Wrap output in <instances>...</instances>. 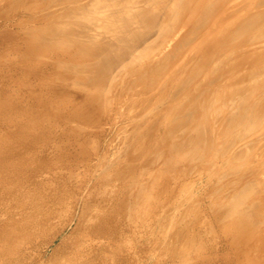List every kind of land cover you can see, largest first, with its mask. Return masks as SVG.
Listing matches in <instances>:
<instances>
[{
    "label": "rangeland",
    "instance_id": "374dc122",
    "mask_svg": "<svg viewBox=\"0 0 264 264\" xmlns=\"http://www.w3.org/2000/svg\"><path fill=\"white\" fill-rule=\"evenodd\" d=\"M133 2L0 0V264H264V115L219 134L217 152L202 161L207 147L195 149L194 134L182 133L176 115L185 99L174 91L207 61L193 90L213 93L215 113L227 91L264 81V66L240 77L257 67L251 57H264V23L254 40L223 42L234 25L264 14V0H222L199 54L170 77L156 68L169 41L146 51V66L121 65L110 77L101 70L125 54ZM110 10L113 18L87 26ZM207 41L217 45L205 59ZM96 73L109 79L94 95L80 84L92 79L98 91ZM263 95L254 99L264 103ZM231 193L246 195L244 211Z\"/></svg>",
    "mask_w": 264,
    "mask_h": 264
},
{
    "label": "bare ground",
    "instance_id": "6f19581e",
    "mask_svg": "<svg viewBox=\"0 0 264 264\" xmlns=\"http://www.w3.org/2000/svg\"><path fill=\"white\" fill-rule=\"evenodd\" d=\"M108 1H111V0H108ZM123 1L124 0H120V2H122V3H123ZM153 3L157 5L156 9L153 12H148L147 8H149V6H151V4H153ZM131 4H132V6L128 7V10H127L128 18L130 21V27L126 28L125 31L124 30L123 31H124L125 35L127 34V35L131 36L132 39L129 42L128 46L125 45L126 46L125 54H123L121 57L119 56L115 62L112 63V60L109 57L106 59V61H105L106 67H104L103 70H101V71L105 75H107V74H108V76L111 75L110 77H113V76H116L117 74H119L117 71L121 72V70H122L121 65H123V66H126L127 64L132 65V66L133 65H136V66L145 65L146 64L145 62L148 60L147 57H149V59H151L149 53H147L146 51H148V50L150 51V50H154V49L156 50V49H158V47L166 46L165 44L168 43V41L170 42V44L171 43L172 44L169 45L170 46L169 49L167 48L168 50L164 52L162 59L159 58L160 63L159 64L156 63L158 65V67H156V68L158 71H160V70H161V72L164 71V73L165 74L167 73L166 75H168L170 77L172 75V73L174 72V70L178 68V66L181 67L183 65L182 63L184 62V60L186 59L188 54L194 53V52L199 54L200 48L198 47V42L206 35V33L214 25V20L209 18V15H210V13L215 12V10L222 8L223 2H222V0H134V2ZM78 8H80V7H78ZM98 8H99V6H95L93 8L95 10L94 13H96ZM101 8H102V6H101ZM79 10H81V9H79ZM85 10L87 11L88 9H85ZM98 10H100V9H98ZM114 13H115L114 10H112V11L110 10L109 15L108 14L102 15V16L98 15L94 19V21H92V22L98 23V22L103 21V20L106 21L107 17L113 18L112 14H114ZM225 17H226V13H224L220 19H223ZM92 22L88 23L87 26H89V25L94 26L95 23L93 24ZM261 23H264V14L263 15L250 16L245 21H242V22L234 25L229 31H227L223 35V42L225 44H228L229 46L231 45V47H237L240 45V43H243L245 41L247 43L248 42L247 40L260 37V24ZM104 26H105V33H108L111 29V25L109 23H105ZM85 31L87 32V29ZM85 31L83 30V32H85ZM178 32H179V34H178ZM174 33L177 34L176 35L177 37L174 39V41L171 42L172 36L175 37ZM69 39H70V37H68V40ZM205 44H209V46H210L209 50H206L207 52L204 53V58L206 57L205 59H208V57L212 56L214 54V52H216V45L217 44L214 43L213 41H207ZM109 47H111V46H109ZM199 58H201V57L199 56ZM238 61H240V60H238ZM251 61H252V64L256 65L257 67H254L253 69H251L247 73H244L243 76H240L241 78L242 77H250V75L253 72H256V70L259 69V67L264 66L263 65L264 64V57L262 59L261 58L252 59V57H251ZM237 62H236V64L233 62L234 63L233 65L230 64L232 67L231 68L228 67V69L230 68L231 70L232 69L237 70V68L239 67L237 65ZM225 64H226V62H225ZM243 64H244V62H243ZM206 65H208L207 61H206V63H199L198 67L192 66L190 70L188 68L189 71H188V74L186 75V77L184 74V76H183L184 78L181 77V79H180L181 81L180 82L178 81L179 84L177 87H174V91H175V89H177L176 93L179 92L178 95L183 96L182 98L185 99V101L184 102L181 101L183 103H182V106L179 108V111L177 112L178 114L176 112L175 113L177 115L175 113L172 114V115L175 114L176 116H179L182 118L181 119L182 121L179 122V125H181L180 127L182 130L181 129L180 130L182 131L183 134L191 133V134H194V136L196 137V142L194 145L195 149L198 147L197 143L201 144V142L203 143L204 146L207 147L206 148L207 150H205V148H204V153L206 152V156H204L203 155L204 153H203L197 157L200 159L202 158V161L203 160L205 161V159H207V157L209 158L210 156H214L215 152H217L218 147L220 146L219 144L217 145V143L220 141L219 137L222 138L219 134L222 133V135H224L226 137V135L228 133H230L231 130L234 129V127L236 125H239L240 123L243 124L244 122H245V124L246 123L248 124V122H250L252 126H253V123H254V125H255V123L258 125V121L261 118V114L264 115L263 114L264 103L259 104V102L257 101L259 96L261 94L262 95L264 94V81H263L262 83L254 85V86L253 85L247 86V87L245 86L242 88L238 87V88H233L230 91H227V93H224V95H222L223 98H222L220 103H219V100L217 101V99H216L217 102L214 103L215 104L214 105L215 110H217L219 113H221L224 111V108H225V111H224L225 114L223 116L221 115L222 119H219V120H221L220 123L217 119L215 120L218 112L216 111L214 113V110H212L213 101H214L213 93L211 94L210 97L202 98V96H198L197 91L195 92V90H193V85H194L193 82L195 81V78L198 77V75L202 69H204V68H205V70L207 69ZM110 66H112V67H110ZM202 66H205V67H202ZM226 68H227V65L225 67V70L228 71V69H226ZM98 70H99V68H98ZM225 70L223 68V71H225ZM231 70H229V71H231ZM219 71L220 72H218L216 69L215 72L216 73L217 72L222 73L221 70H219ZM229 71L227 73H229ZM98 72H100V71H98ZM175 72L177 73V70ZM212 75H213V77L215 76V74H211V77H212ZM218 75L221 76L220 74H218ZM95 76L99 77L100 81L102 82V85L98 89V91H91L90 90V86H91L90 84H91L92 79L91 80L88 79L87 81H83V83L80 84L81 85L80 87H83L82 89H88L89 90L88 92H92L93 94L94 93L96 94L98 92H102V88L106 87L107 83L105 85H103V84H104L106 79H109V77L105 79V76L99 75L97 73L95 74ZM162 76H163V74H162ZM216 77L218 78V76H215V78ZM237 78L238 77H235L233 79V81H232L233 84L237 81ZM170 80H171V78H170ZM212 80L214 82L216 79L212 78ZM218 80H219V78H218ZM244 80H246V79H244ZM238 82H239V80H238ZM166 83H168V82H165V84ZM147 84H148V82H147ZM102 86H104V87H102ZM223 86H225V85H223ZM213 90L216 91V89H213ZM92 93H90V94H92ZM162 95H159V96H162ZM89 96H91V95H89ZM255 96H257L258 98L254 99ZM157 98H158V96H157ZM131 99H132V97H131ZM152 99H154V98H152ZM155 99H156V97H155ZM262 99H263V97H262ZM144 100H145V98H144ZM158 100H159V98H158ZM260 100H261V98H260ZM126 101H127V99H126ZM263 101H264V99H263ZM146 102H149V101H146ZM181 102H178V103L181 104ZM96 103H97V101H96ZM219 109H221V111H219ZM213 113H214V115H213ZM212 116H214V117H212ZM263 117L264 116H262V118ZM176 120H178V119H176ZM216 121L220 124V125L218 124L219 125V127H217L218 129L214 127V123ZM237 134L238 133H236L233 137H235ZM241 134L242 133H240V135ZM181 136H182V134H181ZM225 137H223V138H225ZM182 138H184V137H182ZM221 146H223V145H221ZM225 146H223V147H225ZM194 155L195 154H193V156ZM233 157H235V156L233 155ZM10 158L11 157H9V159ZM8 163H10V161ZM1 177H2V175H1ZM25 178L26 177H24V180L22 181L23 185H25V182H26V184L29 183V182L27 183V180H26L27 178L26 179ZM230 180H231V178H230ZM32 181L35 182V180H32ZM235 182H236V180H235ZM37 184L39 185V187H41V185L44 183H37ZM230 185H232V184H230ZM229 187H231V186H229ZM227 190L229 191V189H227ZM236 190H239V189H236ZM242 192L244 194L243 190H242ZM232 193H231V195L234 196V194H232ZM237 193H238V191H237ZM243 194H240V196H238V198H236L234 196L235 202H233L234 199L233 200L231 199L232 202L234 203L232 205H234L236 211L242 212L246 208V207L244 208L242 205V204L245 205V203H242V202H243V200H245L244 198L246 196V195L242 196ZM237 209H239V210H237ZM245 212H247V211H245ZM246 214L244 213V215H246ZM256 219L257 218H255V220ZM247 221H249V220H247ZM99 231L101 232V230H99ZM98 232H97V234H99ZM109 238H111V237H109Z\"/></svg>",
    "mask_w": 264,
    "mask_h": 264
}]
</instances>
